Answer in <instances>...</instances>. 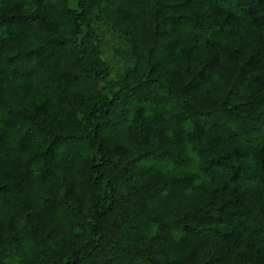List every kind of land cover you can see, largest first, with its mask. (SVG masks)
<instances>
[{
	"label": "trees",
	"instance_id": "1",
	"mask_svg": "<svg viewBox=\"0 0 264 264\" xmlns=\"http://www.w3.org/2000/svg\"><path fill=\"white\" fill-rule=\"evenodd\" d=\"M0 264H264V0H0Z\"/></svg>",
	"mask_w": 264,
	"mask_h": 264
}]
</instances>
